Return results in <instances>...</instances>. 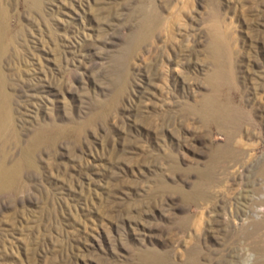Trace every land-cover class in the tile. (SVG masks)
I'll use <instances>...</instances> for the list:
<instances>
[{
	"label": "rangeland",
	"instance_id": "obj_1",
	"mask_svg": "<svg viewBox=\"0 0 264 264\" xmlns=\"http://www.w3.org/2000/svg\"><path fill=\"white\" fill-rule=\"evenodd\" d=\"M0 10L10 163L48 131L15 192L0 193V264H262L264 0ZM213 28L226 40L219 98L247 118L238 162L202 178L226 140L199 114L214 92Z\"/></svg>",
	"mask_w": 264,
	"mask_h": 264
},
{
	"label": "bare ground",
	"instance_id": "obj_2",
	"mask_svg": "<svg viewBox=\"0 0 264 264\" xmlns=\"http://www.w3.org/2000/svg\"><path fill=\"white\" fill-rule=\"evenodd\" d=\"M1 14L2 13H0V15ZM0 17H2V16H0ZM1 23L2 22L0 19V54L2 51L1 50L2 49L1 48L2 43H3V40L5 39L4 38L5 34L3 35L4 31L2 30ZM225 50H226V40L221 37L219 31L216 28H213L211 51L216 58V69H215V72L213 73V75H211L210 77H211V83L213 85L214 92L212 94L206 96L205 98H203L204 100L202 103V109L200 110L199 114L206 123L215 124L217 127L221 128V130H223L225 135H226V140H225V145L223 146V144H222L221 148L219 146L217 151L213 154V158L211 161L210 168H208L207 171L202 173V178H205V177L210 178L213 170L216 167H218L222 161L223 162H225V161L238 162L237 159L243 153V148L241 147V144L238 145L239 142L236 140V137L242 129L243 119L245 120V118H247V116L245 117L246 114L241 109V107L239 108V107H236V105H232L231 102H228L229 100L226 102L222 101L219 98V94H218V90H219V87L221 84L220 79H222V77H224V75H225L224 64H223L220 56H221V53H223ZM229 80H233L232 76L229 78ZM13 125H14V116H13V107L11 106V95L6 91V82L4 80L2 73L0 72V193H2V194L15 192V190L18 188V185H19V179L21 176V171L23 170L22 167L24 165H31L33 153L38 148L40 141H42V138H46V140H47L46 135H47L48 131H47V128L45 126H43L40 129V131H38L30 139L31 140L30 144L27 145V147L22 148L21 152L23 154H22L21 158L17 159L16 161H14L11 164L10 163V152L8 150V147L12 143L11 142V139H12L11 135L14 136L13 131L15 129H13ZM14 134H16V132ZM17 138H16L17 139L16 142H19L20 141L19 137H17ZM237 142H238V144H237ZM17 144H19V143H17ZM20 150H21V146H20ZM199 186H200V184H199ZM200 194H201L200 190H198V192L196 193V196L198 197V195H200ZM196 196H194V197H196ZM262 222H263V220H262ZM263 225H264V223H263ZM260 226H258V227H260ZM246 230H248V229H246ZM258 230H260V229H258ZM242 235L244 236V234H242ZM262 235H260V237ZM263 249H264V247H263ZM259 252H261V251H259ZM198 254H199V249L194 248L192 250V256H198ZM164 261L165 262H163V263H165V264H174L172 262H169L166 259H164ZM263 262H262V264H263Z\"/></svg>",
	"mask_w": 264,
	"mask_h": 264
}]
</instances>
